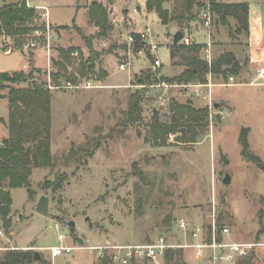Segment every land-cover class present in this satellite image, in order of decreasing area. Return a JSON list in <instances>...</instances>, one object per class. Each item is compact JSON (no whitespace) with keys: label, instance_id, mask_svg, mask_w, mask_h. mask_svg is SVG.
<instances>
[{"label":"rangeland","instance_id":"1","mask_svg":"<svg viewBox=\"0 0 264 264\" xmlns=\"http://www.w3.org/2000/svg\"><path fill=\"white\" fill-rule=\"evenodd\" d=\"M87 1L54 5L45 0L44 4L52 13V21L68 25L67 33H73V22L86 25ZM245 1H249L250 7L264 20V0ZM19 2L21 0H0V6ZM101 2L108 17L109 5L106 0ZM114 6L116 15L112 16V22L108 19L112 29L102 33L97 26L95 34L86 35L91 42L99 34L104 39V46H99V50H95L92 43L98 60L90 72L83 69L89 50L84 57L52 58V49H56L53 45L54 31L58 27L51 22L49 55L45 37L35 38L33 30L26 33L21 49L14 47L12 38L0 36V72L26 68L28 60L23 53L27 51L26 45L34 41L33 49L45 50L47 58L53 59V67L51 61L45 66L46 74H34L39 80H47V71L55 72L63 66L66 75L69 73L76 77L74 83L92 80L99 85L67 89L66 92L63 88L51 89L53 163L33 169L30 175L34 191L32 197L25 187L11 189L12 224L5 229L0 221V256L9 249H30L38 251L41 256L33 259L32 264H96L101 255L93 248L107 243H146L159 236L170 242L196 243L200 240L183 231L179 221H186L192 228L200 224L205 227L211 215L215 214L217 224L229 228V239L260 243L252 248L247 259H251V264H264V216L260 224L258 214L264 207L261 203L264 196V84H250L253 70L244 63L248 57L249 36H229L233 47L243 52L244 63L241 73L234 76L233 81L211 76V79L208 77L213 84L211 88L158 86L159 83L140 85L137 76L142 70L149 69L156 77H173L183 70L184 65H170V45L179 21L162 24L155 11L144 9V0H114ZM171 13L178 14L180 9ZM43 20L46 21L45 18ZM198 20L196 28H205L202 19L199 17ZM44 21L37 19L36 27L44 28ZM131 23L138 30L151 29L158 43L153 55L140 57L136 54L137 48L127 46L126 33L128 27H132ZM230 23L233 26L234 20L231 19ZM188 25L185 27L187 30L191 28L189 31L192 32L194 26ZM211 31L219 33L217 37L229 34L228 27L215 26L213 22ZM108 35L111 36L105 39ZM200 39L206 41V35ZM105 47L112 54L109 57L113 56L110 71L114 73L110 78L115 81L112 83L105 82L106 76H102L107 74L105 68L109 69L103 60L101 62ZM6 49L9 54L4 51ZM126 56L131 61L129 68H116L120 59ZM154 56L162 65L151 68ZM212 57H216V52H212ZM37 61L42 64L40 59ZM65 80L70 79L64 76L57 85H62ZM0 93L6 94L0 99L1 144L8 136V88H0ZM131 94L139 95L141 119L124 125V112ZM187 100L196 107H208L209 125L204 135L195 142L181 141L180 132L168 134L164 144H155L147 139L154 113L160 123L168 124L172 115L171 103ZM215 103L218 107H214ZM242 128L249 129L245 151L239 142ZM87 141L91 144L90 149H94L93 154L81 153L79 161H73L68 156L72 144L86 146ZM96 141H99V146L94 148ZM63 172L67 173V180L60 189L53 191L50 186H44L45 182H52L57 174ZM226 173L229 181L223 182ZM41 195L49 198L46 214L36 208ZM69 221L74 222L73 230ZM59 233L64 236L62 243L74 248L52 258L48 247L59 244ZM184 249L185 262V258H189V263H197L190 259L194 250ZM160 264L171 262L161 259ZM204 264L209 263L205 261Z\"/></svg>","mask_w":264,"mask_h":264},{"label":"trees","instance_id":"2","mask_svg":"<svg viewBox=\"0 0 264 264\" xmlns=\"http://www.w3.org/2000/svg\"><path fill=\"white\" fill-rule=\"evenodd\" d=\"M170 0H147L146 8L153 10L159 16L161 23L167 24L169 21H179V30L185 31V25L198 19L199 11L209 4L212 22L215 26L228 27L229 36L237 37L245 34L249 36V3L246 1H218V0H182L180 13H171L163 4ZM198 14V15H197ZM89 21L100 28L102 33L112 29V25L107 17V9L102 2H94L88 8ZM37 14L33 7L28 6L25 0L17 4L0 6V36L12 38L14 47L21 49L25 40V35L33 30L36 25ZM234 20L231 26L230 20ZM40 26V25H39ZM189 26V25H188ZM88 50L89 57L83 65L85 72L92 71L95 62L98 60V53L92 48L89 36H86L77 27ZM133 47L139 45V36L133 34ZM204 44L171 45V54L174 50L191 49V56L186 63V67L173 77L153 76L149 69L142 70L137 76L139 84H153L166 82H200L207 83L209 73L213 77H221L229 80V76H238L243 64L232 51H224L214 57L211 65L202 58L201 49ZM73 48H69L61 53L69 56ZM34 71L42 75L41 69H31L28 72L15 70L12 72H0V88H8L7 99L9 101L8 136L0 144V221L5 229L10 228L12 196L11 189L15 187H25L29 197L33 195L30 184V175L34 168L50 166L53 163L51 154V89L47 86L46 80H39ZM46 74V71H45ZM107 74L103 73L102 76ZM67 76L71 81L77 79L73 74L66 75L64 67L50 72L52 85H57L59 79ZM22 84H25L22 86ZM172 112L170 123L164 124L158 121L154 113L153 122L148 129L147 139L155 144H164L170 133H181V141L195 142L197 138L204 135L209 125V111L207 106L196 107L187 100L184 103L172 102L170 105ZM141 119V107L138 94L129 96L128 108L124 112L123 124L129 125ZM184 128V131L182 130ZM249 129L242 128L239 134V142L243 151L246 150ZM86 146H75L72 144L68 156L73 161H79L81 153L87 156L93 154L94 149H90L88 141ZM94 148L99 146V141L93 144ZM67 180V173L57 174L52 182H45L44 186H50L52 190L60 189L63 182ZM264 206V196L261 198ZM259 221L262 224L264 207L259 211ZM219 226V224H218ZM207 239L210 234L207 233ZM220 234L218 240H220ZM183 248H168L164 254L166 263L186 264L183 255ZM249 255L238 259L234 264H251ZM34 251L27 249H9L0 256V264H32ZM96 264H113L108 254L98 256ZM132 264H136L132 262Z\"/></svg>","mask_w":264,"mask_h":264},{"label":"built area","instance_id":"3","mask_svg":"<svg viewBox=\"0 0 264 264\" xmlns=\"http://www.w3.org/2000/svg\"><path fill=\"white\" fill-rule=\"evenodd\" d=\"M45 18V26L35 27L33 29V34L36 37L40 38L41 36L45 37V43H47V55L50 54V40H51V28L49 20L47 19L48 12L45 9V12L42 13ZM199 17L202 19L203 24L206 29V33L208 35V40L204 43L203 48L201 49L202 58L205 59L210 66L213 60L212 57V49H211V24L212 17L209 9V4L207 6L202 7L199 11ZM139 36V45L136 49V54L140 57H148V54L153 55L154 51L158 48V43L153 41V35L151 29L146 27L143 31L137 33ZM128 44L127 46L130 48L134 44V36L129 34L127 36ZM184 45H192L195 43L185 32L184 36L180 41ZM35 46V42L31 41L26 45L27 51L31 50L32 47ZM33 49V48H32ZM8 49L4 50L6 53ZM72 56H78L77 52H72ZM128 56V55H127ZM124 57L120 59L118 63L119 69L129 68L131 65V61L128 57ZM48 61L50 59L48 58ZM161 66V61L159 58H153L151 62V68H156ZM47 86L52 88H63L67 89H75V88H95L99 85H95L92 80H85L84 83H74L70 80H65L62 85H52L50 79V71H47ZM83 79V78H82ZM209 79H211V73H209ZM234 76H229V81H233ZM139 84V83H138ZM250 84H264V65H258L254 67L252 72V77ZM142 85V84H140ZM158 86H197L199 88L202 87H212V82L208 81L207 83H167L166 81H162ZM179 227L190 233L193 238H200V241L196 243H183L181 240L176 241H168L163 236H159L152 242L146 243H138V244H110L107 243L105 245L96 246L93 249L98 250L99 255L108 254L111 262L113 264H132L135 263H144L148 262L151 264H160V260L164 258V254L168 248H192L195 251V257L197 259L206 258L209 264H234L238 259L247 256L253 247H255L257 242H238L229 239V228L227 226H218L215 214L211 215V220L208 222L207 226H203L202 224L194 226L193 228L184 220L179 221ZM207 233L210 234V239H207ZM220 234L221 239L218 240V236ZM59 244L52 245L48 247L50 250L51 257L61 254L63 251H69L73 246L64 245L62 243L64 236L62 233L58 234L57 237ZM92 247V246H91Z\"/></svg>","mask_w":264,"mask_h":264},{"label":"crops","instance_id":"4","mask_svg":"<svg viewBox=\"0 0 264 264\" xmlns=\"http://www.w3.org/2000/svg\"><path fill=\"white\" fill-rule=\"evenodd\" d=\"M25 1H26V4L28 6H31L35 9L36 14H37L36 20L39 19V20H41V22H43L44 17L41 14L43 12H45V9H47V11H48L47 19L49 20V22L55 24L58 27V30L54 31L53 45L56 47V49H54V48L52 49V51H53L52 58H56V60H58L59 58L62 59V57L67 56V54L61 53V51H64V50L66 51L69 48H73V50L70 52L69 56L71 55L72 52H77L78 55H81V57H84V55L85 56L88 55V48L85 45V42H84L81 34L77 31L76 28L78 27L80 30H82L85 35L95 34V32L97 31V26L89 21L88 8L92 3L101 2L104 0H88L86 2V4H85L86 25L84 27L82 25H78L75 22H73V24H71V27L73 28L75 33L74 32L73 33H71V32L67 33L66 28L68 25H65V24L60 23V22H56L55 20L52 21V18H51L52 13H51L50 9L46 6V4H44L45 0H25ZM146 1L147 0H144V9L148 12L153 11V10H148L146 8ZM218 1H231V0H218ZM238 1H245V0H238ZM255 1H258V0H255ZM49 2L54 4V5H56V4H60V5L72 4V5H74L76 0H49ZM246 2L249 3V31H250V35H249V43L247 45L248 57H246V55L244 57L247 58V64H248L249 68L253 70V68L258 66V65H264V47H262V42L264 41V22H263L264 20L258 11L253 10L250 7V2L249 1H246ZM108 3H110V4H108ZM106 4L109 5L108 19L112 22V16L116 15V13L114 14V11H116L115 6H114V0H106ZM182 4H183L182 0H170V1L165 2L163 4V6L171 12V11H175L177 9H180ZM140 8L141 7H138V9H140ZM125 20H127V19H125ZM160 22H161V20H160ZM197 23H199L198 19L191 21L189 23V25L194 26L192 30L195 32H193V31L190 32L191 28H188V30L186 28L185 29L186 32L185 31L184 32L196 44H204L208 40V35L206 33L205 28H199V30L196 28ZM167 24H165V25H167ZM131 26L133 28L128 27L129 30H127V33H126L127 36L131 33L137 34V33L142 31V30L136 29V26L134 23H131ZM177 30H179V28H177L175 30V32ZM204 31H205V33H204ZM215 32L211 33L210 38H211V49H212V52H216V57L224 51H232L235 54L236 58L238 60H240V62L242 63L243 52L241 51V49L239 50V49H235V47H233V45L231 44L232 41H231V38L229 37V34L226 37H221V35H219L217 37V35L219 33L216 34L217 32L216 33ZM99 35L94 37L92 40L93 47L95 50H99V46H104V39H102ZM204 35H206V41H204L203 39H200ZM110 36L111 35H108L107 38H105V39H108ZM152 39H153V41H155L154 38H152ZM172 39H173V37H172ZM217 39L219 41H218V44L215 45L214 43L217 41ZM179 43H181V42H179ZM222 43H223V45H222ZM58 48H60V49H58ZM179 50H181V49H179ZM179 50H174L173 55L171 54V50H170V59H171L170 65H172V64L184 65V68H185L186 63L189 60V57L191 56V49L185 48L182 50L183 51L182 53H179ZM44 51L45 50H42V49H31L29 51H26V53H23L24 55L26 54L25 56L27 57V60H28V66L22 70L24 72H28L31 69H41L42 73L45 74V68H47L45 66L49 65L48 64L49 61H48L47 55L45 54ZM103 51H104L103 52L104 55L102 54L101 62L103 60V62L106 63L109 67V69L107 67L105 68L107 70V75H106L104 81L112 83L115 81V80H112L110 78L111 74L114 73V72L112 73L110 71L111 58L113 56L111 58L109 57V55H112V54L109 52L108 47H105V49ZM12 52H13V49L10 53H12ZM7 54H9V53H7ZM73 57H77V56H73ZM52 58L50 61L52 62V67H53V59ZM37 59H40L42 61V64H39ZM148 59H150V58H148ZM150 66H151V63H150ZM116 68L119 69L118 63H117ZM36 73L38 74L37 71H34V74H36ZM195 83H198V82H195ZM195 83H193V84H195ZM190 87H197V86L192 85ZM63 91L66 92L65 90H63ZM198 239L200 240V238H198ZM233 241H235V240H233ZM184 251H185V249H184ZM192 254H193V256H192ZM192 254H191L190 259L196 260L195 262H197V263H189V261H188L189 258L188 259L185 258L187 264H204L205 261H207L206 258H203L201 260L197 259L195 257V251Z\"/></svg>","mask_w":264,"mask_h":264},{"label":"water","instance_id":"5","mask_svg":"<svg viewBox=\"0 0 264 264\" xmlns=\"http://www.w3.org/2000/svg\"><path fill=\"white\" fill-rule=\"evenodd\" d=\"M184 36V32L182 30H177L174 35H173V39H172V44L173 45H177L179 44V42L181 41V39L183 38ZM3 97H6V94H3V93H0V99L3 98ZM214 107H218V104L215 103L214 104ZM183 130V129H182ZM229 181V176L228 174L226 173L225 174V177L223 178V182H227ZM48 201H49V198L48 196L46 195H41V197L39 198L37 204H36V208L39 212L41 213H47L48 212ZM69 224L71 226V230H73V226H74V222L73 221H69ZM34 257L35 259H40V254L38 251H34Z\"/></svg>","mask_w":264,"mask_h":264}]
</instances>
